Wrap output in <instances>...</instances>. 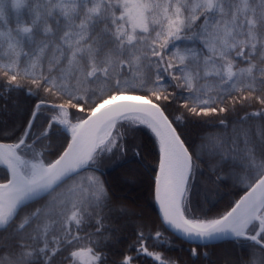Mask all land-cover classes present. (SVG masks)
Returning a JSON list of instances; mask_svg holds the SVG:
<instances>
[{"label": "snow or ice", "instance_id": "snow-or-ice-1", "mask_svg": "<svg viewBox=\"0 0 264 264\" xmlns=\"http://www.w3.org/2000/svg\"><path fill=\"white\" fill-rule=\"evenodd\" d=\"M0 58V141L15 137L0 142V264H132L141 254L183 264L149 251L162 234L145 231L136 200L121 195L145 177L161 223L197 244L192 257L256 264L227 250L212 261L207 243L229 240L250 241L251 256H264V0H0ZM99 81L98 90L84 87ZM20 91L40 98L25 107L12 99ZM241 92L252 95L225 103ZM178 99L183 111L174 116ZM255 103L261 108L239 115ZM232 112L237 149L214 153L210 170L244 194L213 215L215 205L193 198L196 176L205 143L228 135L218 114ZM141 127L158 148L153 164L137 142ZM102 166L121 171L109 182ZM129 224L127 251L136 255L110 259Z\"/></svg>", "mask_w": 264, "mask_h": 264}, {"label": "trees", "instance_id": "trees-1", "mask_svg": "<svg viewBox=\"0 0 264 264\" xmlns=\"http://www.w3.org/2000/svg\"><path fill=\"white\" fill-rule=\"evenodd\" d=\"M55 55H59V53H56ZM0 62H3L2 58H0ZM241 66H246L245 64L241 63ZM45 67H47V64H45ZM117 70L119 71V65L117 66ZM39 71V69H38ZM61 71L65 75L66 79L69 83L73 85V87L77 86L76 79L73 78V70L68 67L67 61L63 62ZM124 71H127L125 68ZM201 83H205V81H201ZM84 87H92L95 89H100L103 87V81L96 82L91 85H85ZM172 91V89H170ZM81 94H83L81 92ZM43 90H40V96H43ZM244 95H252L250 92H241V93H233L232 96L227 97L225 100L226 104H230L233 99H237L240 96ZM40 97H33L28 96L24 92H14L12 94V99H16L24 105L25 107L31 106L36 102L37 99ZM57 103L60 102H66V100H56ZM11 104V101H9ZM184 103L183 100H177L170 108V111L172 112V115H180L183 111L182 104ZM261 108V105L259 103H255L252 107H248L245 109H242L239 111V115L243 116L245 112H253ZM179 109V110H178ZM76 110H73L75 113ZM47 114V113H46ZM237 117V114L232 113H219L216 119V123H219L220 118H226L229 126H228V135L222 138L209 140L205 143L203 155H204V162L200 164V167L203 169V173H197L196 176V188L193 193V198L198 201L200 207L202 208H209L212 207V205H215L213 208V215L216 214L217 211H224L227 210L228 207H230L231 203H234L236 199L243 193V191H240L239 188L240 185L234 184V182L229 179L226 182H219L217 181V176L212 174L210 170V165L214 164L216 160L219 158L218 156H213L214 153H219L220 155H226V156H232L237 149V143H234V134L232 133V125L231 122L234 121ZM79 118V116H74L73 122H76V120ZM15 118H10L7 123V131L4 133L5 135H11L13 131V120ZM41 128V122L40 120L37 121V126L34 131L39 132ZM212 131H217L213 129ZM137 142L142 143L144 148L147 149V155L145 158V164H153V155L158 154V148L154 146L155 141L153 138V135L151 132L145 128L141 127L136 132ZM15 141V137H13L12 140H3L0 142L3 143H13ZM242 141V138H241ZM45 145H48V142H44ZM240 147H243L242 142L239 144ZM39 150V146H38ZM47 154V153H46ZM50 159H54L55 156L49 157ZM115 157L114 159H117ZM113 163L112 160H106L104 162L105 165H111ZM103 171L105 173V179H108L109 182H112L114 178L117 176V174L121 171L119 169L113 170L110 166H102ZM4 172L5 168L0 165V182L4 181ZM83 175H87V173H84ZM99 175V173H97ZM209 177H211L209 179ZM79 178H77L78 180ZM71 183V182H69ZM121 195L125 196H131L135 198L137 196V200L140 201V209L143 211L145 218L150 222V226L145 229V231H151L152 236L155 237V232L160 231L161 237L160 241L163 242L161 246L159 247H150L149 251L151 252H159L161 253L166 259L170 258L172 260H176L179 258L180 261L183 262V264H207V261H205L203 258L198 257H192L189 253V249L193 247H197V244H190L185 242L184 240L178 238L171 232H169L160 222V219L158 217L156 208L154 206L153 202V190L149 185L147 177L143 179L142 183H139L137 186L134 187L132 190H127ZM70 207V205H69ZM135 227V224H129L125 226L124 232L122 234L123 237V243L113 245L109 251L110 259H119V253L124 252L126 255H136L135 251H127V246L129 244H132L135 240V236L133 234V228ZM83 234V233H81ZM149 243H153V241H150ZM250 241H244L241 245L233 246L232 242L229 241H220L213 244H207V250L212 254L210 259L212 261H216L217 255L222 250H227L229 252H234L236 256L241 257L243 259H254L255 256H251V249L245 248L244 245H250ZM136 247H139V245H136ZM200 250L203 251L204 247L200 244ZM259 252V250H256V253ZM0 255H6V253H0ZM65 264H67V261H65ZM132 264H153V260L147 256H144L143 254L140 255V258L138 260H133Z\"/></svg>", "mask_w": 264, "mask_h": 264}, {"label": "water", "instance_id": "water-1", "mask_svg": "<svg viewBox=\"0 0 264 264\" xmlns=\"http://www.w3.org/2000/svg\"><path fill=\"white\" fill-rule=\"evenodd\" d=\"M150 131V130H149ZM3 166V165H2ZM4 168H6V166H3ZM0 183H2V182H0ZM244 193H242L241 195H243ZM239 198V197H238ZM153 202H154V206H155V208H156V211H157V214H158V217H159V219H160V213H159V204H158V202H156L155 201V199H154V192H153ZM161 222V221H160ZM162 224V223H161ZM163 225V224H162ZM169 232H171L172 234H174L173 233V230H170L166 225H163ZM175 236H177L178 238H180V239H182V240H184L185 242H187L186 241V238L185 237H183V235L182 234H180V233H176V234H174ZM217 242H220V241H217ZM217 242H211V243H207V244H213V243H217ZM187 243H190V242H187ZM201 245H204V243H206V242H199ZM190 244H195V243H190Z\"/></svg>", "mask_w": 264, "mask_h": 264}, {"label": "rangeland", "instance_id": "rangeland-1", "mask_svg": "<svg viewBox=\"0 0 264 264\" xmlns=\"http://www.w3.org/2000/svg\"><path fill=\"white\" fill-rule=\"evenodd\" d=\"M73 123H75V122H73ZM134 199L136 200L137 204L140 207V201L137 200V196ZM254 260L256 261V264H261V261L264 260V256H262L260 254V252H257Z\"/></svg>", "mask_w": 264, "mask_h": 264}]
</instances>
